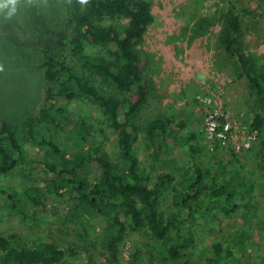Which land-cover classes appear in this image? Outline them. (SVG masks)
<instances>
[{"label":"trees","instance_id":"obj_1","mask_svg":"<svg viewBox=\"0 0 264 264\" xmlns=\"http://www.w3.org/2000/svg\"><path fill=\"white\" fill-rule=\"evenodd\" d=\"M241 12L234 3L218 15L193 12L189 35L179 41L176 52L187 54L202 36L210 44L218 25L217 48L230 60L235 76L249 83L252 118L247 127L262 133L264 55L258 57L241 41ZM25 15L13 21L15 28L9 32L17 52L29 46L40 53L45 100L37 113L18 122L0 118V177L15 174L45 182L22 191L0 184V203L21 220L38 223L50 213L48 203L68 198L69 211L61 222L98 216L103 221L98 239L105 253L96 257L94 243L78 247L59 244L51 236L0 232V264H61L65 249L71 255L84 252L87 264H119L120 245L132 232L147 238L145 250H138L146 259L140 264L228 262L230 245L213 242L199 247L195 226L198 218L215 219L217 210L228 217L239 208L248 212V197L238 199L237 194L252 185L248 182L244 191L237 184L244 181L229 170L236 166L235 156L213 155L200 162L198 146L190 143L195 132L187 130L189 144L183 145L186 121L164 113L143 122L137 117L148 100L151 80L141 50L153 22L150 2L30 0ZM76 102L93 107L104 127L96 129L93 123L73 118L69 104ZM105 129L114 137V153L98 136ZM141 141L150 152L147 165L139 156ZM26 143L33 148L27 149ZM175 146L189 157L183 165L180 160L177 165L170 162ZM167 199L169 212L162 209ZM245 237L244 230H236L232 243ZM136 255L132 252V259Z\"/></svg>","mask_w":264,"mask_h":264},{"label":"rangeland","instance_id":"obj_2","mask_svg":"<svg viewBox=\"0 0 264 264\" xmlns=\"http://www.w3.org/2000/svg\"><path fill=\"white\" fill-rule=\"evenodd\" d=\"M148 1L151 4L153 22L148 28L141 50L146 60L145 71L150 74L151 80L148 100L137 117L143 122L164 113L174 119L186 121L183 145L187 148L186 144H189L187 130L195 132V140L190 143L198 146L200 162L206 163L213 155L228 159L235 156L236 166L229 170L238 173L245 182L239 181L237 184L244 191L249 189L248 182L252 185L248 192L237 194L238 199L241 195L248 197V214L243 212V208H239L229 217L217 210L213 220L198 218L195 230L199 247L221 242L230 245L232 257L228 262L231 264H264V132H259L257 138L249 143L247 150L238 154L234 151L232 141L223 142L217 136H209L205 128L209 115L223 117L235 133L242 130L244 124L251 122L252 98L249 83L246 78L235 76L230 60L217 48L215 34L218 25L214 26L212 36L208 39L210 44L207 36H202L191 43L188 55L176 52L179 41L189 35L193 25V12H197L198 16L218 15L223 8L234 3L242 10L239 16L241 41L249 51L258 57L263 56L264 0ZM29 8L30 0H0V118L12 122L37 113L45 100L40 53L29 46L24 51L17 52L14 38L9 32L15 28L13 21H22ZM22 23L19 22L20 25ZM15 52L23 56L19 57ZM69 108L76 120L93 123L96 129L104 127V124L100 125L102 117L90 105L76 102L69 104ZM98 136L114 153L116 148L112 132L105 129ZM26 147L29 150L33 148L29 143H26ZM138 147L139 156L144 165H147L149 149L142 141ZM172 151L175 153L174 160L170 161L173 165H177L178 160L181 161L179 165H183L189 158L177 146ZM166 154L167 148L164 146L160 157L164 158ZM44 182L45 178L24 179L15 174L0 177V184L10 185L17 191L31 185L41 187ZM168 202V199L164 200L162 205L165 212L171 209ZM47 205L51 209L50 213L38 223H33L21 220L19 214L4 208L0 203V232H15L28 238L35 235L51 236L59 244L72 243L78 247L94 243L96 257L105 253L98 239L103 226V221L98 216H80L65 225L61 219L68 214L69 199L61 198ZM236 230H244L248 237L245 240L237 238L232 243ZM83 233L86 235L82 241ZM146 243L147 238L142 232H132L120 245L119 264L145 262V254L138 250H145ZM132 252L137 254L134 259L131 257ZM61 264H87L86 254L77 251L71 255L65 249Z\"/></svg>","mask_w":264,"mask_h":264},{"label":"built area","instance_id":"obj_3","mask_svg":"<svg viewBox=\"0 0 264 264\" xmlns=\"http://www.w3.org/2000/svg\"><path fill=\"white\" fill-rule=\"evenodd\" d=\"M219 118L222 121H218ZM249 124V123H248ZM248 124L242 126V130H239L238 133H235L234 130L229 127V124L226 123L223 117L216 115H209L207 121H205V128L209 133V136L220 138L225 142L230 140L234 143L235 153H241L249 147V143L258 136V132L251 131L248 129Z\"/></svg>","mask_w":264,"mask_h":264},{"label":"flooded vegetation","instance_id":"obj_4","mask_svg":"<svg viewBox=\"0 0 264 264\" xmlns=\"http://www.w3.org/2000/svg\"><path fill=\"white\" fill-rule=\"evenodd\" d=\"M224 263H230V262H224ZM221 264H223V263H221ZM231 264V263H230Z\"/></svg>","mask_w":264,"mask_h":264},{"label":"water","instance_id":"obj_5","mask_svg":"<svg viewBox=\"0 0 264 264\" xmlns=\"http://www.w3.org/2000/svg\"><path fill=\"white\" fill-rule=\"evenodd\" d=\"M223 264H230V263H223Z\"/></svg>","mask_w":264,"mask_h":264}]
</instances>
